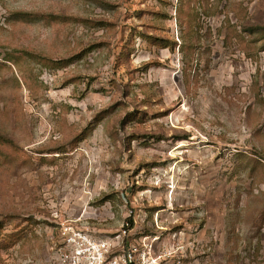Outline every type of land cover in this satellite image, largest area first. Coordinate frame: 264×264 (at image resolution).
<instances>
[{
	"label": "rangeland",
	"instance_id": "rangeland-1",
	"mask_svg": "<svg viewBox=\"0 0 264 264\" xmlns=\"http://www.w3.org/2000/svg\"><path fill=\"white\" fill-rule=\"evenodd\" d=\"M0 61V264L129 221L264 264V0H0Z\"/></svg>",
	"mask_w": 264,
	"mask_h": 264
},
{
	"label": "built area",
	"instance_id": "built-area-1",
	"mask_svg": "<svg viewBox=\"0 0 264 264\" xmlns=\"http://www.w3.org/2000/svg\"><path fill=\"white\" fill-rule=\"evenodd\" d=\"M58 229L59 264H181L182 257L178 255L187 251L183 246H177L165 247L157 253L154 243L160 237L151 242L149 237L132 242L130 221L124 223L120 233L106 239L95 236L75 222H61ZM176 258L177 263H174L172 260Z\"/></svg>",
	"mask_w": 264,
	"mask_h": 264
},
{
	"label": "trees",
	"instance_id": "trees-1",
	"mask_svg": "<svg viewBox=\"0 0 264 264\" xmlns=\"http://www.w3.org/2000/svg\"><path fill=\"white\" fill-rule=\"evenodd\" d=\"M11 56L25 58V55H23V56H22V55H10V56H7V59L10 58ZM0 62H1V61H0ZM5 62H7V60H6ZM40 62H41L43 65H45V66H47L49 63H50V65H52V62H48V61L46 60V58H45V59H42ZM53 62H55L56 64H59V65H60V63H62V62H67V61L58 60V61H53ZM1 63H4V62H1ZM65 64H67V63H65ZM0 70H1V69H0Z\"/></svg>",
	"mask_w": 264,
	"mask_h": 264
}]
</instances>
